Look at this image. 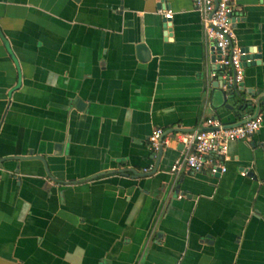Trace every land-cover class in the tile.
<instances>
[{"label": "crops", "instance_id": "0c3cea01", "mask_svg": "<svg viewBox=\"0 0 264 264\" xmlns=\"http://www.w3.org/2000/svg\"><path fill=\"white\" fill-rule=\"evenodd\" d=\"M230 4L264 94V0ZM212 62L190 0H0V264H264V106L220 177L171 176L174 141L131 172L218 117Z\"/></svg>", "mask_w": 264, "mask_h": 264}, {"label": "built area", "instance_id": "2783aa9c", "mask_svg": "<svg viewBox=\"0 0 264 264\" xmlns=\"http://www.w3.org/2000/svg\"><path fill=\"white\" fill-rule=\"evenodd\" d=\"M190 1L201 16L204 40L209 45L212 63L217 68V72H212L210 76H219L224 81L222 89L228 91L233 84L242 83L245 65L251 63V59H245L249 54L235 41L230 0ZM161 15L164 20L173 18L171 11L162 12ZM261 124V116L232 128L225 127L219 119L208 118L201 129L188 133L165 135L164 130L154 129L148 142L150 150L154 152L167 147L170 141L183 145V156L174 161L169 171L175 178L182 174L197 173L222 176L227 172L228 144L249 142L259 131ZM152 169L153 166H149L143 173ZM241 175L245 176L246 172Z\"/></svg>", "mask_w": 264, "mask_h": 264}, {"label": "water", "instance_id": "95a60500", "mask_svg": "<svg viewBox=\"0 0 264 264\" xmlns=\"http://www.w3.org/2000/svg\"><path fill=\"white\" fill-rule=\"evenodd\" d=\"M75 1H78V0H75ZM162 27H163V30L169 34L171 32L170 20H163ZM243 50L249 54L248 56H246L245 59L257 60V61L252 62L251 64L259 65L260 57L258 55H253L251 50L249 49H243ZM136 51L138 53L140 60L142 61L148 60L149 54L144 45H139L136 48ZM212 60H213V57H212ZM245 66H248V64H246ZM223 84H224V81H222L220 77L218 78V82L214 83V87L218 88V91L221 95L220 104L214 107V109L217 112H219L218 117H215V118L220 119V114L229 113L236 120V122L231 125H225L221 122L225 127L227 128L237 127V126L244 124L247 121L255 119L258 116H261L262 107L264 106V94H257L253 90L244 89L242 83L239 85L233 84L228 91H224L222 89ZM172 132L173 131H170L167 133L165 132V135L170 134ZM179 132L188 133L191 131H179ZM180 146L183 147V145H180ZM151 152H152V159H156L155 167L150 172L144 173L142 175L137 174L135 171H131L134 175L146 177V176H150L156 173L158 165H159V161L163 153V148H160L156 152L154 151H151ZM120 172L124 174L123 171H120ZM214 177H220V176H214Z\"/></svg>", "mask_w": 264, "mask_h": 264}]
</instances>
